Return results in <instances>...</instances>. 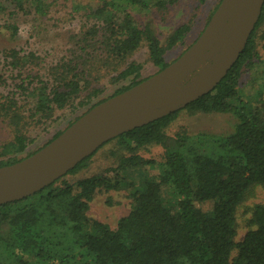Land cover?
I'll return each mask as SVG.
<instances>
[{
	"label": "trees",
	"instance_id": "1",
	"mask_svg": "<svg viewBox=\"0 0 264 264\" xmlns=\"http://www.w3.org/2000/svg\"><path fill=\"white\" fill-rule=\"evenodd\" d=\"M180 1L98 0L86 8L72 0H0V34L11 31L14 41L27 25L39 35L44 23L54 37L63 17L75 18L82 37L101 39L100 55L112 67L86 71L77 60L66 63L47 49L56 68L41 72L39 63L31 64L40 52L28 45L1 48L0 75L7 77L0 84V124L11 139L0 147V168L35 154L90 109L166 68L168 52L186 46L190 25L180 24L161 42L149 26L133 21L128 8L161 12ZM259 41L264 51V4L243 52L211 92L99 148L117 147L115 166L75 182L64 179L86 168L98 149L52 185L0 205V264H264V205L251 209L248 231L237 240L239 206L254 188L264 189V103L249 106L239 97V81L254 66ZM141 48L154 69L148 77L141 75L142 63L126 61ZM70 50H82L80 41ZM259 68L257 97L264 91V66ZM106 85L115 86L109 95ZM181 112L230 114L234 130L224 136L168 137L166 130ZM45 134V143H35ZM152 146L163 150L159 161L140 154ZM139 168H159V173L131 193L130 211L115 229L87 215L97 193L121 191L123 173ZM202 203L212 206L203 210Z\"/></svg>",
	"mask_w": 264,
	"mask_h": 264
},
{
	"label": "water",
	"instance_id": "2",
	"mask_svg": "<svg viewBox=\"0 0 264 264\" xmlns=\"http://www.w3.org/2000/svg\"><path fill=\"white\" fill-rule=\"evenodd\" d=\"M264 0H221L197 40L140 84L98 104L30 157L0 168V205L52 185L102 145L211 92L243 52Z\"/></svg>",
	"mask_w": 264,
	"mask_h": 264
},
{
	"label": "rangeland",
	"instance_id": "3",
	"mask_svg": "<svg viewBox=\"0 0 264 264\" xmlns=\"http://www.w3.org/2000/svg\"><path fill=\"white\" fill-rule=\"evenodd\" d=\"M75 5H81L82 7H95L98 5V0H72ZM219 0H181L177 6L167 10L157 12L151 10L148 12L141 11L138 8H128L133 21L137 22L141 26H149L157 38L163 42L168 34L180 24L190 25V36L187 38L186 46L178 47L175 50L168 52L166 60L168 63L174 62L178 59L200 36L207 23L213 14H210L212 10L218 5ZM218 7V6H217ZM216 10V9H215ZM215 12V11H214ZM44 23L39 29L42 30L39 35H35L32 28L27 25H23L18 32V35L11 39V31L5 30L0 34V49L1 48H15L18 45H28L31 50L40 52L37 54V60H32L31 64H40V71L47 72L56 68V64L51 63L47 57L54 58L49 55L61 54L64 57L65 62L78 61L83 64V68L86 71L101 70L103 72L108 71L107 63L104 61L105 56L100 55L101 39L95 36L82 37L83 28L78 25L75 18L63 17L55 30L59 35L54 37L49 36L44 30ZM28 29L29 32H28ZM81 38L80 43L82 50L78 52L71 51L76 43V39ZM85 43V44H84ZM86 45H92L93 47L87 48ZM263 42L259 41L257 46V57L252 68H246L239 81V97L242 101H245L249 106H258L264 103V91L262 95L257 97L259 91V85L261 82V72L264 66V51ZM185 50V51H184ZM46 56V57H45ZM97 59L92 60V57ZM44 58V61L42 60ZM59 57V56H57ZM31 60V59H30ZM137 61L143 64L141 75L148 77L153 74L154 69L151 68L150 62H148V55L145 48H141L139 52L134 53L126 59V61ZM112 63V60H109ZM73 62V63H74ZM72 63V64H73ZM72 66V65H71ZM59 67V65H58ZM57 67V68H58ZM70 67V64L68 68ZM112 69V67H110ZM1 69V63H0ZM54 70H52L53 72ZM6 75L1 73L0 84L6 79ZM108 81V77L106 78ZM109 95L113 92L115 86L106 85ZM4 85H0V90ZM235 119L230 114H188L181 112L178 118L168 127L166 134L168 137H175L177 134L185 133L186 135L193 136L197 134H210L215 136H224L230 134L234 130ZM11 132L7 128L0 124V147L10 141ZM35 142L37 144L45 143L48 139V134L42 135ZM34 143V144H35ZM117 147L114 144H107L103 148L99 149L92 158L88 161L87 167L79 171L75 175H67L64 177L69 182H75L77 180L99 175L103 170L109 167H113L117 163V156L115 154ZM163 150L159 146L148 147L145 150H141L140 154L147 159H154L159 161ZM159 173V168H139L128 169L122 175L124 181V188L119 192H101L97 193L91 203L89 204V210L87 215L102 224L107 225L110 229H115L117 221L126 216L130 211L131 206V193L136 190H142L145 179L148 176H154ZM164 199H169V194L166 192L163 195ZM256 205H264V189L261 187L254 188L245 201L239 206L237 212V225L238 233L237 240H241L248 231V220L251 218V209ZM211 203H202L199 207L203 210H209Z\"/></svg>",
	"mask_w": 264,
	"mask_h": 264
}]
</instances>
